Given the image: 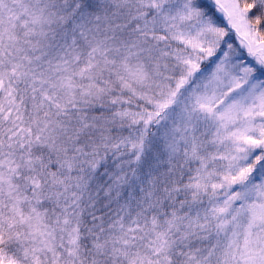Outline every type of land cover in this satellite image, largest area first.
I'll return each mask as SVG.
<instances>
[{"label":"snow or ice","instance_id":"obj_1","mask_svg":"<svg viewBox=\"0 0 264 264\" xmlns=\"http://www.w3.org/2000/svg\"><path fill=\"white\" fill-rule=\"evenodd\" d=\"M0 264H264V0H0Z\"/></svg>","mask_w":264,"mask_h":264}]
</instances>
